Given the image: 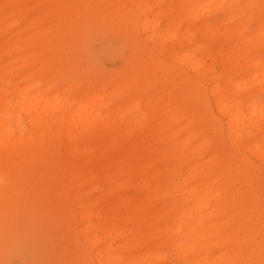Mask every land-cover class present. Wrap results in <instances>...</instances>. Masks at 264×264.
<instances>
[{
  "label": "bare ground",
  "instance_id": "1",
  "mask_svg": "<svg viewBox=\"0 0 264 264\" xmlns=\"http://www.w3.org/2000/svg\"><path fill=\"white\" fill-rule=\"evenodd\" d=\"M152 2L145 7L105 0L100 8L116 22L122 10L135 8V30L159 32L147 39L169 43L170 51L182 48L176 62L188 77L186 90L193 86L205 95L226 149L215 144L218 154L209 148V132L198 126L186 92L158 87L149 92L145 108L151 122L117 110L99 115L102 82L78 95L69 84L47 99L52 74L60 68L47 66L54 41L47 38V0H0V204L12 199L27 169L44 163L52 172L51 199L66 225L75 264H167L168 258L176 264H264V244L253 241L252 226L231 207L246 204L239 193L251 161L264 163V60H257L264 29L241 35L251 6L241 0H175L146 19L161 0ZM218 10V20L208 18ZM210 29L238 46L223 53L196 48L192 32L200 33L199 42L215 35ZM117 82L116 91L130 86ZM126 105L133 109L138 102L131 97ZM179 159L193 163L165 174L168 163ZM235 165L241 170L231 172ZM210 172L216 174L213 181L198 182ZM125 173L133 175L130 182ZM207 207L206 217L225 214L226 220L205 225L201 211Z\"/></svg>",
  "mask_w": 264,
  "mask_h": 264
},
{
  "label": "rangeland",
  "instance_id": "2",
  "mask_svg": "<svg viewBox=\"0 0 264 264\" xmlns=\"http://www.w3.org/2000/svg\"><path fill=\"white\" fill-rule=\"evenodd\" d=\"M104 1L47 0V38L53 37L54 40L47 53V66L55 71L57 67L53 66L60 63L61 68L52 74L51 82L54 86L47 90V99L58 94L57 91L64 90L69 84H75L73 95H78L87 87L102 82L103 84L98 87V93L105 95V99L99 107V115L117 110L118 114L123 116L142 114L151 122L145 108V99L149 92L156 87L170 88L180 94L186 92L185 100L190 101V110L196 115L198 126L209 132V148L219 154L220 149L215 147L217 144L225 150L227 145L225 136L217 130L214 116L208 113L205 95L193 86L186 90L187 85L183 78L188 77L185 76L184 68L176 62L178 56L176 52L182 51L180 50L182 48L170 51L169 43V45L161 43L159 46L160 42L158 43L156 38L147 39L151 34L159 32L151 29L146 32L135 30L132 20L137 12L135 8L129 11L122 10L119 22L108 18L109 16L102 11L103 8H100ZM241 1L251 3V6L245 14L247 19L245 30L240 33L242 36L247 32L254 35V28L264 29V0ZM133 3L135 5L143 3L145 7L153 6L152 0L144 2L133 0ZM174 3L175 0H161L160 5L151 10V15H146V19L153 15L152 12H165L168 6ZM12 5L15 9L18 8V5ZM50 6L52 11L49 10ZM221 13L220 10L211 12L208 18L218 20L222 16ZM258 14L260 16L255 20ZM180 17L179 15L178 18ZM222 25L225 28L229 26L225 21ZM16 29L14 26L13 30ZM161 29L162 22H159L157 31ZM209 32L215 35L199 42L197 41L200 33L192 32L196 48L205 52L217 48L223 53L235 46L228 35L218 36L217 31L212 29ZM56 43H59L58 47ZM257 60H264V51ZM59 71H63L61 75ZM141 78L145 82L142 85H140L142 81L139 80ZM117 81L130 82V86L116 91L114 85L119 83ZM66 90L70 92L69 89ZM131 97L137 100L138 105L125 110L126 102ZM8 116L13 123V113L9 112ZM10 126L13 128L11 123ZM195 139L198 140V135ZM58 156L59 154L53 155L51 161L57 160ZM205 157L206 154L202 155L201 159ZM192 163L193 161L186 159L171 161L165 174L169 176L176 168L184 171V167ZM235 169L241 170L235 165L231 172ZM215 175L214 172H210L195 179L204 185L213 181ZM13 176L15 175L11 176L12 179ZM122 177L127 182L133 179L131 173H125ZM243 177L245 178L239 195L246 204L238 206L233 203L231 207L238 209L239 220L252 226L253 241L264 244V163L252 160ZM51 182L52 172L46 169L45 164L34 163L18 181L12 199L0 204V264H75L74 255L66 243L68 236L66 225L54 200L51 199ZM137 192L136 189L133 190V193ZM208 202L213 207L216 205L212 198ZM208 211V207L201 211V215L205 217V225L226 220L225 214L206 217ZM219 250L220 248H216L215 251ZM214 252L211 249L207 255L211 256ZM167 264H176V261L168 258Z\"/></svg>",
  "mask_w": 264,
  "mask_h": 264
}]
</instances>
